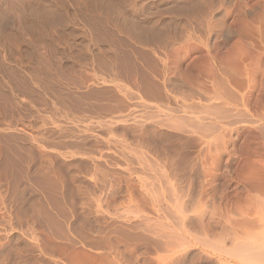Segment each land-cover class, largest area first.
Listing matches in <instances>:
<instances>
[{
    "label": "rangeland",
    "instance_id": "rangeland-1",
    "mask_svg": "<svg viewBox=\"0 0 264 264\" xmlns=\"http://www.w3.org/2000/svg\"><path fill=\"white\" fill-rule=\"evenodd\" d=\"M32 1L0 0V264H264V0Z\"/></svg>",
    "mask_w": 264,
    "mask_h": 264
},
{
    "label": "bare ground",
    "instance_id": "bare-ground-1",
    "mask_svg": "<svg viewBox=\"0 0 264 264\" xmlns=\"http://www.w3.org/2000/svg\"><path fill=\"white\" fill-rule=\"evenodd\" d=\"M24 3V0H21V3ZM52 2H54L53 0H52ZM49 3V2H47L46 0H33L32 1V3H33V5L36 7V8H34V9H32V12H30V11H28L29 12V14L32 16V17H34L35 19H37V20H39L40 21V23H42V24H45V21H53L54 19H56L57 17V10H58V7L57 6H60V5H56V4H54V3ZM69 2H70V0H69ZM63 3V2H62ZM68 3V2H67ZM75 3V2H74ZM74 3L73 2H70V3H68V7H69V9H70V7L72 8V7H74V6H72V5H74ZM59 4V3H58ZM64 4V3H63ZM63 4H61V5H63ZM76 5V4H75ZM62 7V6H61ZM67 6H65V8H66ZM61 9V8H60ZM34 11V12H33ZM67 11V13H68V15H69V12H71L70 10H69V12H68V10H66ZM5 12L6 13H10V9H6L5 10ZM5 12H0V19L1 18H3L5 15H6V13ZM72 12H74V10H72ZM23 15V14H22ZM73 15L74 14H72L71 15V19L70 20H72V19H75V16L73 17ZM21 17V16H20ZM4 19V18H3ZM71 22V21H70ZM3 47H5L6 45L4 44V43H0Z\"/></svg>",
    "mask_w": 264,
    "mask_h": 264
}]
</instances>
